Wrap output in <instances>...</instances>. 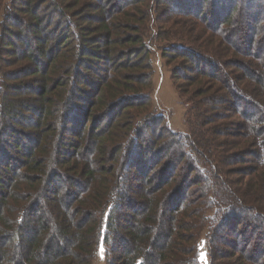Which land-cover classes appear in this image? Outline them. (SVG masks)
<instances>
[{
	"label": "trees",
	"instance_id": "obj_1",
	"mask_svg": "<svg viewBox=\"0 0 264 264\" xmlns=\"http://www.w3.org/2000/svg\"><path fill=\"white\" fill-rule=\"evenodd\" d=\"M207 1L0 0V264H264V0Z\"/></svg>",
	"mask_w": 264,
	"mask_h": 264
},
{
	"label": "rangeland",
	"instance_id": "obj_2",
	"mask_svg": "<svg viewBox=\"0 0 264 264\" xmlns=\"http://www.w3.org/2000/svg\"><path fill=\"white\" fill-rule=\"evenodd\" d=\"M133 1V0H132ZM141 3H150L149 0H139ZM210 1V2H209ZM221 0H208L207 5L205 7L208 10V5H218L220 4ZM163 4V2H162ZM160 9L164 8V5L159 6ZM159 9V10H160ZM52 10L45 5L41 9V18L45 19L46 21L52 20L53 25L56 23V19L52 16ZM156 28V26H154ZM154 46L157 45L156 43H152ZM153 54V62H154V75H153V90H154V97L153 102L155 107L159 112H161L164 117L166 118L170 129L174 133H179L182 135L187 134L188 129L185 123V112H186V105L183 102V99L178 96L175 92L173 86V78L171 75V69L173 65L165 66L164 60L161 58L159 52L152 49ZM236 119V118H235ZM239 121L237 118L233 123L236 126V123ZM198 262L199 264H208V259L206 256V248L204 238H201L198 245ZM105 249L102 243L98 245L96 261L93 264H104L105 260Z\"/></svg>",
	"mask_w": 264,
	"mask_h": 264
}]
</instances>
